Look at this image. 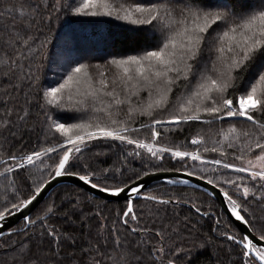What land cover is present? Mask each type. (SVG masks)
<instances>
[{
  "label": "snow or ice",
  "instance_id": "obj_1",
  "mask_svg": "<svg viewBox=\"0 0 264 264\" xmlns=\"http://www.w3.org/2000/svg\"><path fill=\"white\" fill-rule=\"evenodd\" d=\"M61 16L69 17L68 24L110 22L101 19L105 17L124 22L130 27L121 38L145 46L135 54H110L102 64L86 62L67 34L53 37V25ZM46 64L54 77L47 82L42 79ZM56 68L62 69L58 79ZM164 113L167 118H157ZM141 117L150 123L133 127ZM190 122L207 126L206 132L192 137L195 150L159 143L158 126L182 131ZM37 125L45 141L48 136L56 140L54 145L19 153L3 147L10 138L22 141ZM144 129L150 131V140L138 135ZM114 142L134 146L127 155L141 160L162 161L169 154L247 174L223 178L236 198L220 188L231 215L247 231L220 235L230 242L224 249L227 264H264V0H0V151L5 163L12 162L0 172L5 179L12 174L2 194L0 221L12 210L32 205L49 183L42 178L28 185L32 169L26 166L51 168L55 177L76 176L111 196L128 193L111 224L102 203L94 205L93 215L83 214L79 195L63 213L52 201L35 219L24 215L22 224L9 230L8 239L25 240L10 247L4 240L0 250L9 259H0V264H192L195 252L205 248L219 255L212 238L200 231L201 218L210 212H202V205L191 198L145 193L138 182L148 171L109 185V168L88 170L91 166L84 164L83 174L72 170L81 167L76 154L85 147L111 148ZM202 152L219 158L208 159ZM50 154L56 158L46 164L45 158L53 159ZM115 172L122 175L119 168ZM133 197L145 202L146 214L137 213ZM189 203L194 213L181 216L176 208ZM78 211L81 226L89 230L86 235L78 237L48 223L58 215L75 223ZM93 218L95 235L88 223Z\"/></svg>",
  "mask_w": 264,
  "mask_h": 264
},
{
  "label": "trees",
  "instance_id": "obj_2",
  "mask_svg": "<svg viewBox=\"0 0 264 264\" xmlns=\"http://www.w3.org/2000/svg\"><path fill=\"white\" fill-rule=\"evenodd\" d=\"M69 17L61 16L60 21L54 23L53 25V37H56L58 34L62 37L67 34V38L71 40V46L75 51H77L80 55L85 57L86 62L90 63H103L105 59L109 58L110 54H135L136 51H140L144 48L143 41H136V42H128L123 40L122 33L124 28L130 27L125 25L124 22L115 21L111 18H101L105 21H110L108 23H100V24H68ZM74 19V18H73ZM86 19V18H82ZM118 25H122L123 27H118ZM117 35V37H116ZM155 43V41H152ZM51 48V46H50ZM52 52H55V49H51ZM56 76L55 78L58 79L62 69L56 68ZM53 77V68L45 65L44 74H42V79L45 82L52 80ZM74 87V86H73ZM164 116V115H162ZM159 116V117H162ZM164 118V117H162ZM32 121L30 120V123ZM146 123L147 118L141 117L140 120L132 125L133 127L139 126V123ZM219 125H217L218 127ZM40 125H37L31 131H26L23 136V140L21 141L19 137L9 139V142L3 145L4 148L8 149L9 151L13 152H31L32 150H40L42 147H47L54 145L56 140H54L51 136H48L47 141H45L44 134L40 131ZM226 127V125H225ZM182 131H165L163 127L158 126V130L161 131V137L159 138V143L169 145L170 142H174L175 144L182 145L181 150H188L193 151L196 149V146L191 145L190 141L193 136L199 134H203L207 131V126L203 125L199 122H190L188 124L181 126ZM203 130V131H202ZM140 138L150 140V131L148 129L142 130L139 134ZM119 142H114L111 148L107 146H100V147H93L91 144L88 145L83 149L82 154H76L79 157V162L81 167L72 169L73 171H79L81 174L84 173L85 169L83 168L84 164H88L91 166L88 170L92 168L96 170L109 168L110 171L108 175V179L106 181L107 184L113 185L120 180H126L128 177L132 176L133 180L135 177L133 176L134 172H155V171H177L185 172L186 171H193L196 172L197 177L203 176L204 179H213L217 181L216 185L219 188H224L230 194L236 198V194L232 193V187L230 185L223 184V179H219L218 174L224 178L226 175L237 173L231 172V170H224L221 166L216 165H204L205 171L200 172L194 170L193 165H199V162H193L190 159H186L185 161H180L179 158H171L169 154L164 155V159L156 160V159H145L141 160V158H133L127 155L128 152L134 149V146L123 145L118 146ZM211 147V144H208ZM201 146V151H202ZM143 152V150H140ZM97 153H100L97 155ZM53 159L49 160L45 158L46 164L53 163V160L56 158V154H50ZM206 158H219L218 154L216 153H203ZM5 157L3 152L0 151V172H3L7 164H11V161H5ZM231 159V157H229ZM239 163V162H237ZM39 164V162H37ZM32 169V179L27 181L28 185H31L33 180L39 181L42 179L48 180L50 178L49 173L52 175L54 172L51 168H43V170H38V168H33L32 166H26ZM121 169V173H116L115 169ZM213 169H216L213 171ZM113 174L116 175V179L114 180ZM51 175V177H52ZM9 179H5L3 176H0V211L3 210V193L5 190V186L10 183L12 174H8ZM246 176V175H245ZM20 191L22 193H26V187H21ZM145 193H156L158 195H164L167 197L169 194H175L181 196L183 199L191 198L192 202H195L199 205H202V212L209 211V216H204L201 218V225L200 231L201 234H205L212 238L216 245V249H219V255H213V248H205L202 251H197L192 257V264H217L218 260H224L225 264H227V257L224 255V249H226L230 242L226 240L225 236L220 235V233L227 232L229 234L233 232L241 233L235 225L231 222V220L224 214L222 209L220 208L218 202L214 200L211 196L206 194L205 192L190 188L187 186L182 185H172L168 182L158 181L150 184L147 188L143 190ZM77 195H79L80 199L84 201L83 203V214L85 215H93L94 214V205L97 203H102L104 205L103 212L108 216V223L111 224L112 220L115 218V214L117 211L123 210L125 207L126 201L124 200H105L98 197H93L88 194L86 191L82 190L81 188L63 184L57 186L49 196L43 200L30 214V216L35 219L37 215H42L43 210L46 205L52 201L58 206L61 213L67 209L69 205V201L74 200ZM92 197V201L88 202L87 197ZM134 204L137 205L136 211L139 214L140 212L147 213V205L145 202L140 199L136 198L133 199ZM15 202V201H13ZM140 205H145V207L141 208ZM210 206V207H209ZM170 208L173 206H169ZM176 211L180 213L181 216L188 215L190 213H194V210L191 209L190 203L189 204H181L176 208ZM247 215L246 213H242ZM81 215V212L78 211L73 215V220L75 223H69L63 215H58L52 217L48 223L53 225L54 227L60 229L61 231H71L74 232L78 237H81V234H87L88 229L81 226L80 221L77 219ZM217 221H219V225H217ZM92 228V234L95 235V228L97 224V219L93 218L89 222ZM22 221L18 222L10 229H15L16 227L20 226ZM119 227V224H117ZM9 229V230H10ZM215 229V231H214ZM37 231H39V222L37 225ZM110 235V233H109ZM8 240V246L12 245H19L21 242L25 240L24 237L21 236H12L11 239H8V233L5 234L3 237L0 238V244L3 243L4 240ZM223 245V248L220 246ZM45 246L47 243L45 242ZM10 255V254H9ZM0 259L8 260L9 257L3 255L2 250H0ZM238 264V262H237Z\"/></svg>",
  "mask_w": 264,
  "mask_h": 264
},
{
  "label": "water",
  "instance_id": "obj_3",
  "mask_svg": "<svg viewBox=\"0 0 264 264\" xmlns=\"http://www.w3.org/2000/svg\"><path fill=\"white\" fill-rule=\"evenodd\" d=\"M54 177V178H53ZM169 179H178V180H188V184H176L191 187L194 189L201 190L211 196L214 200H216L224 212V214L231 220V222L235 225V227L241 232V234L247 231V227L239 221H236L235 217L231 215V212L228 207V203L225 200L223 193L220 191V188L214 184H208L207 180L201 179L197 176H187L185 172L179 171H155L149 172L148 176H142L141 181L138 183L144 184V189L147 188L150 184L158 181L167 182ZM49 183L42 190L41 195L38 197L37 201H35L32 205H30L26 209H22L19 212L12 210V215H7L3 221H0V232L7 234L9 229L16 225L18 222L22 221L24 215H29L31 212L43 201L45 200L49 194L57 187L63 184L74 185L82 190L86 191L93 197H98L105 200H124L128 198V193H121L119 196H111L107 193H102L97 189H92L89 185L84 184L79 181L76 176H68L65 175L63 177H55L54 174L52 177L48 179ZM143 189V190H144ZM137 197H133L136 199ZM1 238V237H0Z\"/></svg>",
  "mask_w": 264,
  "mask_h": 264
},
{
  "label": "rangeland",
  "instance_id": "obj_4",
  "mask_svg": "<svg viewBox=\"0 0 264 264\" xmlns=\"http://www.w3.org/2000/svg\"><path fill=\"white\" fill-rule=\"evenodd\" d=\"M116 37H117V35H116ZM141 95H142V96H146V93H142ZM163 115H164V116H162V117L167 118V113H164ZM162 117H159V116H158L157 118H162ZM146 118H147V117H146ZM146 123H150V121L148 120V118H147V122H146ZM137 127H138V126H137ZM201 167L204 169V170H203V172H204V171H205V166H204V165H200V164L197 165V166H195V167H194V170L200 171ZM200 172H201V171H200ZM221 174H222V173H221ZM221 174H220V176H219V174H218V176H217V177H219V179H223V177L221 176ZM237 175H247V174L241 173V174H237ZM231 176L234 178L236 175L234 176V174H231ZM44 177H45V176H43L42 178L44 179ZM206 180H207V179H206ZM232 193L235 194V193L233 192V190H232ZM42 202H43V201H42Z\"/></svg>",
  "mask_w": 264,
  "mask_h": 264
}]
</instances>
